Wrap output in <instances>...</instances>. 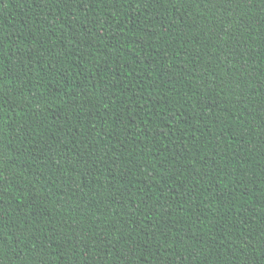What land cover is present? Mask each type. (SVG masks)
Instances as JSON below:
<instances>
[{"label": "trees", "instance_id": "1", "mask_svg": "<svg viewBox=\"0 0 264 264\" xmlns=\"http://www.w3.org/2000/svg\"><path fill=\"white\" fill-rule=\"evenodd\" d=\"M0 264H264V0H0Z\"/></svg>", "mask_w": 264, "mask_h": 264}]
</instances>
